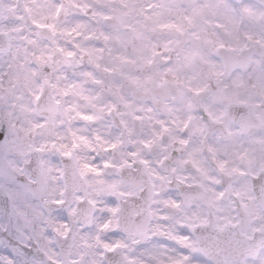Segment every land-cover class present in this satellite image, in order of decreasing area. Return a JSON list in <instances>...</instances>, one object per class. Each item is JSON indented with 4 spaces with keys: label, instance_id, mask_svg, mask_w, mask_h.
I'll return each mask as SVG.
<instances>
[{
    "label": "clouds",
    "instance_id": "1",
    "mask_svg": "<svg viewBox=\"0 0 264 264\" xmlns=\"http://www.w3.org/2000/svg\"><path fill=\"white\" fill-rule=\"evenodd\" d=\"M0 264H264V0H0Z\"/></svg>",
    "mask_w": 264,
    "mask_h": 264
}]
</instances>
